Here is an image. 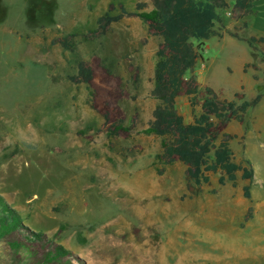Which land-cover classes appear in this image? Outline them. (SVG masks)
Wrapping results in <instances>:
<instances>
[{
  "label": "rangeland",
  "instance_id": "374dc122",
  "mask_svg": "<svg viewBox=\"0 0 264 264\" xmlns=\"http://www.w3.org/2000/svg\"><path fill=\"white\" fill-rule=\"evenodd\" d=\"M235 1L215 26L224 37L204 41L193 74L222 98L243 92L252 100L264 90V44L251 48L231 34L264 35V0L245 18ZM138 2L153 9V0H0V195L24 225L86 264H264V98L244 124L233 120L226 130L237 136L235 160L251 163L253 181L239 172L236 187L222 186L213 174L197 186L182 163L159 164L161 138L143 130L157 105L160 38L126 16L83 39L100 16L121 6L134 12ZM71 32L73 50H64L59 40ZM93 55L117 62L129 93L119 105L127 124L136 121L130 139L107 137L90 89L70 79L74 60ZM246 63L258 70L244 72ZM177 107L186 122L200 114L185 95Z\"/></svg>",
  "mask_w": 264,
  "mask_h": 264
},
{
  "label": "trees",
  "instance_id": "16d2710c",
  "mask_svg": "<svg viewBox=\"0 0 264 264\" xmlns=\"http://www.w3.org/2000/svg\"><path fill=\"white\" fill-rule=\"evenodd\" d=\"M256 0H236L235 8L243 16L257 15ZM146 4L138 2L136 10L130 12L121 6V12H107L97 19V29L83 35L90 40L105 34L112 24L126 16H137L147 25L149 32L160 38L156 51L154 87L152 96L157 100L153 119L143 133L161 138L155 159L159 164L172 165L180 162L186 166L189 179L197 186L210 184L211 175L220 174L218 183L227 182L236 187L238 173L243 180L253 181L254 169L235 160L231 140L236 135L228 133L227 127L233 120L245 123L246 114L264 98V90L252 100L243 92L234 94V99L222 98L209 86H204L193 74L197 63L203 59L204 41L213 36L223 38L215 30L221 22L220 11L230 8L228 0H153V9L145 10ZM246 26V25H245ZM71 32L59 40L64 50H73ZM231 36L247 41L251 48L264 44V37L246 40L237 33ZM77 74L71 80L85 84L90 89L91 107L104 120L101 130L109 138L130 139L136 121L126 123V116L119 105L129 97L124 81L116 74L117 62L113 58L93 55L88 60H74ZM249 68L258 70L255 63ZM191 73V74H190ZM138 83V74L134 76ZM256 78V77H255ZM187 96L194 111L192 122H186L177 107V99ZM135 98V97H133ZM84 134V131L79 133ZM245 198L251 197V187H243ZM0 264H86L62 244L49 239L43 232L34 231L24 225V219L0 195Z\"/></svg>",
  "mask_w": 264,
  "mask_h": 264
},
{
  "label": "crops",
  "instance_id": "0c3cea01",
  "mask_svg": "<svg viewBox=\"0 0 264 264\" xmlns=\"http://www.w3.org/2000/svg\"><path fill=\"white\" fill-rule=\"evenodd\" d=\"M247 16H253V15H247ZM247 16H243L242 18H245V17H247ZM245 27H247V22H245ZM253 37H264V35H262V36H253ZM251 39V38H250ZM247 64V63H246ZM251 64V63H250ZM253 64V63H252ZM249 69H251V71H257V70H255V69H253V68H249ZM249 69L247 70V71H249ZM255 77V76H254ZM237 93V92H236Z\"/></svg>",
  "mask_w": 264,
  "mask_h": 264
}]
</instances>
